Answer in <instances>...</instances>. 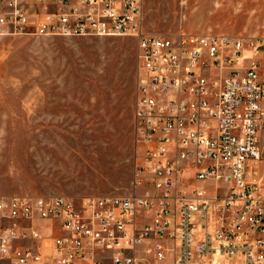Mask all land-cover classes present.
Here are the masks:
<instances>
[{"label": "built area", "instance_id": "obj_1", "mask_svg": "<svg viewBox=\"0 0 264 264\" xmlns=\"http://www.w3.org/2000/svg\"><path fill=\"white\" fill-rule=\"evenodd\" d=\"M142 7L0 0V35L135 38L138 161L126 195L0 197V264H264L260 42L149 32Z\"/></svg>", "mask_w": 264, "mask_h": 264}, {"label": "rangeland", "instance_id": "obj_2", "mask_svg": "<svg viewBox=\"0 0 264 264\" xmlns=\"http://www.w3.org/2000/svg\"><path fill=\"white\" fill-rule=\"evenodd\" d=\"M142 8L149 32L259 40L264 71V0H143ZM135 53L129 36L0 35V197L135 190ZM254 171L264 186V157Z\"/></svg>", "mask_w": 264, "mask_h": 264}, {"label": "crops", "instance_id": "obj_3", "mask_svg": "<svg viewBox=\"0 0 264 264\" xmlns=\"http://www.w3.org/2000/svg\"><path fill=\"white\" fill-rule=\"evenodd\" d=\"M258 53V52H257ZM256 53V55H257ZM264 73V71H262ZM134 103H135V96H134ZM133 109H134V104H133ZM137 152V151H136ZM131 193V192H130ZM129 194V193H128ZM57 195H62V194H57ZM65 196H68V195H65ZM90 196V195H89ZM68 197H71V198H76V197H73V196H68Z\"/></svg>", "mask_w": 264, "mask_h": 264}]
</instances>
